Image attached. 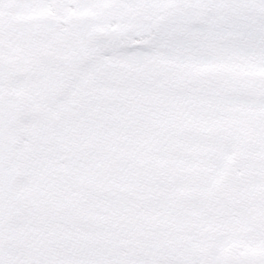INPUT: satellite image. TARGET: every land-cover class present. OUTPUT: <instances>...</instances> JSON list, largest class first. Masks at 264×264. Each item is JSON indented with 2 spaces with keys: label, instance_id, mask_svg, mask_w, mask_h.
Segmentation results:
<instances>
[{
  "label": "snow or ice",
  "instance_id": "obj_1",
  "mask_svg": "<svg viewBox=\"0 0 264 264\" xmlns=\"http://www.w3.org/2000/svg\"><path fill=\"white\" fill-rule=\"evenodd\" d=\"M0 264H264V0H0Z\"/></svg>",
  "mask_w": 264,
  "mask_h": 264
}]
</instances>
